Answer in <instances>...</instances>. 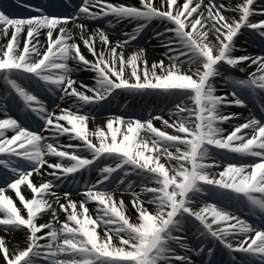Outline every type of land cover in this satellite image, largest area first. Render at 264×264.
I'll use <instances>...</instances> for the list:
<instances>
[{"label":"snow or ice","instance_id":"1","mask_svg":"<svg viewBox=\"0 0 264 264\" xmlns=\"http://www.w3.org/2000/svg\"><path fill=\"white\" fill-rule=\"evenodd\" d=\"M65 3L70 5V0ZM28 7L37 14L12 17L0 10V77L23 108L43 122L42 130H33L9 115L6 104L0 108L3 264H194L189 253L204 252L210 258L207 264H212L213 247L203 242L190 246L192 229L201 241L218 243L230 254H244L248 259L240 264H264V223L249 222L218 203L197 204L205 186H211L235 194L253 214L264 217V118L250 115L245 122L232 124L240 115L224 111L246 107L238 90L254 98L264 93V54L235 55L242 51L236 44L242 30L264 39V19H253L264 16V2L139 0L136 6L82 0L74 15ZM105 19L110 25L115 20L136 26L113 42L104 28L90 29L85 22ZM153 20L164 22L154 38L166 49L167 64L161 59L149 66L143 48L126 54L128 45ZM242 64L255 70L242 79L225 75L228 69L245 72ZM79 70L94 73V86L81 81L77 88L73 73ZM26 75L42 82L49 93L59 91L62 101L74 98L73 107L98 105L117 90L161 92L177 102L167 119L163 114L127 119L117 115L89 128L94 120L90 113L77 107L61 108L57 115L13 78ZM218 78L231 90L219 92ZM257 103L264 112V98ZM226 123L230 130L223 126ZM62 136L79 143L61 144ZM245 158L250 162H243ZM101 161L116 163L100 167ZM93 167L98 178L85 183L79 202L68 191L57 193V182ZM218 168L222 170L212 171ZM118 172L123 175L110 189ZM34 174L54 179L37 184ZM133 175L140 180L139 191L136 182L127 179ZM124 193L131 195L127 203ZM89 203L96 204L95 215ZM48 214L51 219L40 223ZM17 232L24 234V246L10 247L5 236ZM232 260L236 264L235 256Z\"/></svg>","mask_w":264,"mask_h":264},{"label":"bare ground","instance_id":"2","mask_svg":"<svg viewBox=\"0 0 264 264\" xmlns=\"http://www.w3.org/2000/svg\"><path fill=\"white\" fill-rule=\"evenodd\" d=\"M117 1L118 3H128V4H134L136 6H139V3H135L133 0H115ZM157 2H159V0H157ZM219 3V1H217ZM237 2V0H236ZM226 3H229V2H226ZM69 27L71 28L72 26L69 25ZM102 28H104L105 31H107L110 35V38L113 40V42H115L116 40L118 39H123L125 38L124 36L121 37V36H117L115 37V39L113 38L114 34L111 33L109 31V29L107 28V26H100ZM237 44L238 46H241V47H246V48H249L252 50V46L248 43H244L243 41H237ZM140 48H143L144 51H145V58L147 59L148 61V64L149 66L152 64V61H153V58L155 56V58H157L158 61H160L161 59H163L164 61L167 60V57H165L164 55H159V57L157 56L160 52V50H163V49H159L157 46L154 45V47L152 45H145V46H135V45H132L131 43L128 45L127 49H126V54H131L135 51H137L138 49ZM85 54L88 55V58L89 59H92V57L87 54V52L85 51ZM165 63L167 64V62L165 61ZM94 77V73L90 72V71H83V70H79V71H75L73 73V78L77 80V88H79V82H83L84 84H87L89 86H94L95 84V81L93 79ZM83 90V89H81ZM91 94V93H89ZM74 103V98H65V100L61 101L59 104H57L56 108L60 111L61 108H70L72 109L73 111L76 110V107H73V105H70V104H73ZM9 114V113H8ZM98 116V115H96ZM112 116H116V115H112ZM109 116H98V117H94V120L100 122V121H106V119L108 118ZM0 118H4L3 115H2V112H0ZM226 129L230 130V127H225ZM65 143L64 144H68L67 142L68 141H64ZM222 169L221 168H218V169H213L212 171L214 172H219L221 171ZM50 180V178H49ZM45 180L43 178H37V180L35 182H37V184L41 183V182H44ZM57 193L60 194L62 196V193H60L57 189H56ZM117 197L119 198V196L117 195ZM71 198L73 200H76L77 202H79L80 199H82L81 195L79 196V199L75 198V196L71 195ZM125 202L127 203L128 200L125 199ZM63 202V201H61ZM91 205H96L95 203H89ZM90 211L93 212V215H95V209L93 208H90ZM236 214L241 216V218H244V214H242L241 212L239 211H236ZM50 218H47V219H43L42 217L40 218L39 222L40 223H45L49 220ZM62 220V219H61ZM0 235H5L3 233V231H0ZM5 238L7 240H10L11 241V244H10V247H14V248H19V247H22L24 246V234L22 232H17V233H13V234H10V235H6ZM0 264H3L2 260H0Z\"/></svg>","mask_w":264,"mask_h":264}]
</instances>
